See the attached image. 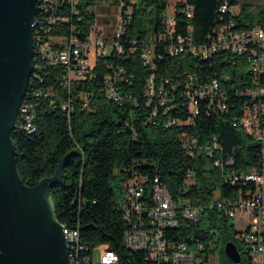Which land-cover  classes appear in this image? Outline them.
<instances>
[{"label":"trees","instance_id":"trees-1","mask_svg":"<svg viewBox=\"0 0 264 264\" xmlns=\"http://www.w3.org/2000/svg\"><path fill=\"white\" fill-rule=\"evenodd\" d=\"M47 1L37 0L36 8L45 10ZM188 2L193 6L194 16L187 19L177 12L178 22L183 19L184 25L193 26L194 42L202 43L218 23L221 0ZM232 2L238 4V0ZM91 4L92 0H80L78 4L82 19L77 21L75 18V22L83 35L96 20ZM167 5L168 0L135 2L126 38L150 41L161 33ZM240 7L241 11L235 18L241 27L257 24L264 27V4L254 8L244 3ZM35 21L33 34H42V16H35ZM68 31L70 28L65 22L62 27H54L51 33L67 35ZM33 59H38V50H33ZM213 60L204 61L185 51L176 57L166 55L158 68L152 70L142 64L138 52L129 57H102L91 79L74 84L73 94L84 90L94 93V97L85 109L81 108L80 100H75L70 118L62 108L70 95L61 87L63 67L47 65L35 70L39 78L32 75L27 90L52 86L54 94L39 99L35 132L28 133L19 127L11 132L16 168L23 183L34 187L42 179L52 177L64 159L62 179L50 187V202L56 221L69 230L77 229L79 243L107 245L118 253L126 251L122 237L127 224L119 205L124 197L123 182L133 173H139L147 178L148 186L155 176H159L174 196L188 187L184 196L194 205L204 206L201 219L188 228L182 225L176 234L191 233L207 241L216 236L212 230L218 229L220 238H226V243H236L242 257L240 263H234L223 254L222 264H250L251 258L244 245L228 237L232 224L223 223L222 215L207 207L217 191L221 197H238L241 187L226 183L225 171L223 173L214 166L213 158L205 152L196 151L189 155L184 147L183 134L195 137L200 145L217 138L222 146V151L217 153L219 156L221 153L226 156L235 149L236 164L228 171L248 170L256 161L258 142L241 124L233 121L232 116L238 114L237 111L211 115L203 112L195 125H171L170 118L177 114L172 105L180 106L181 101H172L170 94L164 105L156 101L148 105L149 97L144 94L153 74L157 86L166 77L185 78L188 73L201 70L219 78L228 75L234 84H242L246 78L247 62L239 58L234 63H223L219 58ZM108 65L126 69L124 76L128 80L123 78L120 85L122 92L132 95V99L125 104L103 94L104 77L112 72ZM134 99L137 103L133 102ZM157 105V114L153 115ZM191 171L195 174V182L188 185L186 179ZM208 248L205 249L206 254Z\"/></svg>","mask_w":264,"mask_h":264},{"label":"built area","instance_id":"built-area-1","mask_svg":"<svg viewBox=\"0 0 264 264\" xmlns=\"http://www.w3.org/2000/svg\"><path fill=\"white\" fill-rule=\"evenodd\" d=\"M79 3L80 0H48L45 10L36 8L35 12V16H42V34L33 35V50H38V59H32L31 78L32 75L39 78L35 70L47 65L63 67L61 87L70 95L62 108L69 118L75 100H80L81 108L85 109L94 97V93L84 90L73 94L74 84L91 79L98 60L105 56L129 57L138 52L142 64L152 70L158 68L166 55L176 57L185 51L204 61L219 58L223 63H234L239 58L247 62L246 78L240 85L234 84L228 75L219 78L201 70L188 73L185 78L166 77L157 86L153 74L144 94L149 97L148 105L153 101L164 105L170 94L172 101H181L180 106L172 105L177 114L170 118L171 125H195L203 112L208 115L238 112L232 116L233 121L241 124L259 144L256 161L248 170L228 171L236 164V151L233 149L232 153L219 156L217 153L222 151V146L217 138L200 145L195 137L183 134V143L189 155L198 151L213 158L214 166L223 173L225 171V182L241 187L238 197H221L217 191L207 207L218 211L224 221L242 216L245 226L236 231V240L250 255V264H264V27L258 24L241 27L235 18L241 11L240 5L232 0H221L217 25L208 32L204 42L195 43L193 26L184 25L183 19L178 22L177 18V12L187 19L193 18V6L188 0H176L175 3L168 2L161 33L150 41L136 37L127 39V25L132 20L135 1L116 0L117 13L113 22H108L105 29L94 22L83 35L75 22V18L77 21L82 19ZM65 22L70 28L69 34L51 33L54 27H62ZM108 66L112 72L104 77L103 94L125 104L132 99V95L122 92L120 85L126 78V69ZM53 94L52 86L26 90L15 128L35 132L39 99ZM133 102L137 103V100ZM157 108L158 105L153 115L157 114ZM146 182L147 178L139 173H133L123 182L124 197L119 208L127 224L122 237L124 253L107 245L75 242L77 229L72 228V235L64 234L66 246L74 247L72 259H77V264H208L207 256L205 260H199V257L204 258L205 249L211 246L210 239L204 241L191 233L179 235L175 232L182 225L188 228L199 221L204 206L194 205L184 196L188 187L174 196L159 176L153 178L150 186ZM186 182L188 185L195 182L193 171L188 173Z\"/></svg>","mask_w":264,"mask_h":264},{"label":"water","instance_id":"water-1","mask_svg":"<svg viewBox=\"0 0 264 264\" xmlns=\"http://www.w3.org/2000/svg\"><path fill=\"white\" fill-rule=\"evenodd\" d=\"M37 0H0V264H69L50 187L62 179L64 159L52 177L30 187L21 180L11 132L33 72V19ZM234 263L235 242L225 244Z\"/></svg>","mask_w":264,"mask_h":264},{"label":"rangeland","instance_id":"rangeland-1","mask_svg":"<svg viewBox=\"0 0 264 264\" xmlns=\"http://www.w3.org/2000/svg\"><path fill=\"white\" fill-rule=\"evenodd\" d=\"M135 2L140 3L141 0H134ZM176 0H168L169 3H175ZM116 0H92V4L90 5V9L95 13L96 26H101L104 28L107 26V23H112L114 16L117 13ZM247 3L251 4L254 8H257L260 5L264 4V0H238V4L241 6L242 4ZM232 224V231L228 232V237L232 240H236L235 234L236 231H240L244 228L245 223L242 219V216H238V218H233L223 223ZM216 232V236L210 240V247L208 248V254L202 257H199V260H205V256L207 255L206 262L208 264H222L224 261L225 254V244L226 238H220L219 230L214 229ZM237 241V240H236ZM213 243V244H212ZM240 243V242H239ZM241 244V243H240ZM243 245V244H242ZM244 247V246H243ZM245 250V249H244Z\"/></svg>","mask_w":264,"mask_h":264},{"label":"bare ground","instance_id":"bare-ground-1","mask_svg":"<svg viewBox=\"0 0 264 264\" xmlns=\"http://www.w3.org/2000/svg\"><path fill=\"white\" fill-rule=\"evenodd\" d=\"M36 4H37V2H36ZM32 26H33V31H34L35 26H36L35 16H34V19H33ZM32 59H33V57H32ZM63 233L65 235H72V230H69V229L65 228V226L63 225ZM75 242L79 243V233L77 231H75ZM67 249H68L69 264H77V259H72V257H74V247H67Z\"/></svg>","mask_w":264,"mask_h":264}]
</instances>
